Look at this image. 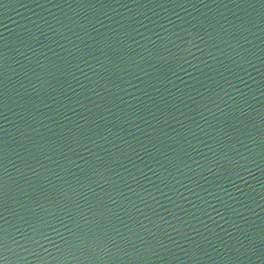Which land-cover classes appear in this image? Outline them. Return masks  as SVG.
Here are the masks:
<instances>
[{
  "label": "water",
  "instance_id": "water-1",
  "mask_svg": "<svg viewBox=\"0 0 264 264\" xmlns=\"http://www.w3.org/2000/svg\"><path fill=\"white\" fill-rule=\"evenodd\" d=\"M0 264H264V0H0Z\"/></svg>",
  "mask_w": 264,
  "mask_h": 264
}]
</instances>
